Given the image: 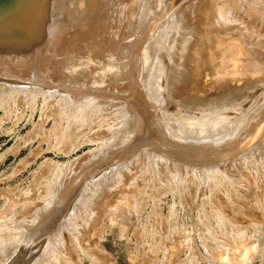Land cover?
Returning a JSON list of instances; mask_svg holds the SVG:
<instances>
[{
    "label": "rangeland",
    "instance_id": "obj_1",
    "mask_svg": "<svg viewBox=\"0 0 264 264\" xmlns=\"http://www.w3.org/2000/svg\"><path fill=\"white\" fill-rule=\"evenodd\" d=\"M144 1L113 0L118 31L110 40L67 38L33 67L0 64V76L83 92L0 87V245L20 242L23 226L12 225L19 217L36 225L32 212L51 207L65 164L77 170L128 130L125 112L95 96L128 91L129 42L144 34L139 22L154 19L151 8L142 15ZM206 1L168 24V53L155 62L153 99L175 104L167 136L181 130V142H193L170 148L184 161L135 154L98 178L36 264H264V0H213L214 13L226 14L207 35ZM208 40L217 52L236 48L211 91L192 57Z\"/></svg>",
    "mask_w": 264,
    "mask_h": 264
},
{
    "label": "water",
    "instance_id": "obj_2",
    "mask_svg": "<svg viewBox=\"0 0 264 264\" xmlns=\"http://www.w3.org/2000/svg\"><path fill=\"white\" fill-rule=\"evenodd\" d=\"M193 1L198 0L144 1L142 15L151 8L154 19L139 22V26L145 24L144 34L129 42L132 67L131 79H126L128 91L95 96L119 109V115L125 112L128 130H122L112 147L94 150V156L80 161L77 170H73L75 162L65 164L60 185L52 187L51 207L39 206L32 212L37 224L25 225L24 216L12 223L13 227L23 226L20 242L3 240L0 264H36L91 183L118 165L127 166L135 154L183 160L181 153L170 148L193 146V142H181V130H177V139L167 136V132H173L171 109L175 104L153 99L155 62L164 60L168 53L169 48H161L164 30H170L168 24L176 22L178 15H187V10L197 13ZM113 30L118 31L113 0H108V5L101 0H0V64L33 67L48 46L59 48L67 44V38L84 41V35L90 34L110 40ZM0 87L57 89L73 96L83 95L82 91L10 76H0Z\"/></svg>",
    "mask_w": 264,
    "mask_h": 264
},
{
    "label": "bare ground",
    "instance_id": "obj_3",
    "mask_svg": "<svg viewBox=\"0 0 264 264\" xmlns=\"http://www.w3.org/2000/svg\"><path fill=\"white\" fill-rule=\"evenodd\" d=\"M213 2V0H209V1H206V5H211L212 6V11L213 13H211V26L208 27L204 33H206V35L210 32V30H212L213 28V20L215 21V23H218L219 20H221V18L223 17V13H214L215 10H216V5L214 3H211ZM215 6V7H214ZM234 6H238V5H229V9H231V7H234ZM223 14V15H222ZM208 19V18H207ZM223 21V20H222ZM221 21V22H222ZM207 31V32H206ZM201 34V33H200ZM200 35H197V38H199ZM192 39V38H191ZM204 39H206V36H204ZM190 44L193 43V40H190ZM255 41V40H254ZM235 44V43H234ZM236 45V44H235ZM239 47V46H238ZM240 48V47H239ZM197 51V50H196ZM236 51V48L234 45L232 44H227V46L225 48H223L222 50H220L219 52L216 51V41H211V40H208L201 48L200 51L197 52V54H194L192 57H197L198 62L197 63V66L196 67H193V73H198L200 72V75L201 77L204 79L205 83L203 84L202 80L200 79L199 76H196V81L198 84H203V87L206 91H211L214 87H216V81L213 80V77L217 76V75H222V74H225V62H227L229 59L228 57L232 56L233 53ZM240 50H238L239 52ZM241 52H239L240 54ZM238 54H236L237 56ZM201 57H202V60L203 62L201 61ZM231 61V59H230ZM253 67L254 65L252 63H250V68H248V70L250 72H253ZM259 70V69H258ZM224 72V73H223ZM259 72V71H258ZM206 73V74H205ZM251 74V73H250ZM219 83V82H218ZM220 85V84H219ZM218 87V86H217ZM216 87V88H217ZM220 88H221V85H220ZM219 88V89H220ZM214 90V89H213ZM211 126V125H210ZM214 126V125H213ZM213 128V127H212ZM191 134V133H190ZM122 168V167H121ZM145 172H152L151 173V176L155 175L157 176L158 175V171H151L149 169H142V171ZM167 170V169H166ZM139 173V172H138ZM192 173V172H191ZM141 174H144V173H141ZM173 174V173H172ZM175 174V173H174ZM147 175H150V173H147ZM180 175V174H179ZM146 175H144L145 177ZM171 176V175H170ZM187 176V175H186ZM153 177V176H152ZM151 177V178H152ZM147 178V176H146ZM182 178V177H181ZM227 178V177H226ZM150 179V178H149ZM183 179V178H182ZM184 180V179H183ZM151 181V180H150ZM147 183V182H146ZM143 184V183H142ZM157 184V183H156ZM215 186V185H214ZM102 188V187H99V189ZM148 188V187H147ZM111 189V188H109ZM107 190V187L106 189ZM85 224L81 227H83L82 229H86V224L88 223L87 221H84ZM91 222V221H90ZM88 226V224H87ZM73 230V229H72ZM73 233V232H72ZM75 234V233H74ZM73 234V235H74ZM84 234V233H83ZM72 235V234H71ZM79 235V234H78ZM82 235V234H81ZM73 237V236H72ZM58 257V256H57ZM239 260L238 258H236L234 261H237ZM245 260V258H244ZM229 261V260H228ZM242 261V260H241ZM235 264H238V262H235ZM247 264V263H246Z\"/></svg>",
    "mask_w": 264,
    "mask_h": 264
}]
</instances>
